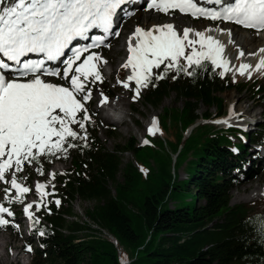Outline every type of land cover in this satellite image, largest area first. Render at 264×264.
Returning <instances> with one entry per match:
<instances>
[{
    "label": "trees",
    "instance_id": "trees-1",
    "mask_svg": "<svg viewBox=\"0 0 264 264\" xmlns=\"http://www.w3.org/2000/svg\"><path fill=\"white\" fill-rule=\"evenodd\" d=\"M219 71L209 64L194 77L182 74L173 80L175 73H171L156 87L145 89L147 104L160 106L173 93L182 102L164 107L162 115L164 131L175 132L176 157L159 150L164 147L161 138L159 148L128 141L110 151L100 141L96 122L88 125L90 147L72 149L67 159H59L70 163L65 174L56 175L59 184L55 185L67 207L49 205L50 213L41 209V224L35 228L29 221L30 233L37 236V264H122L128 259L122 260L119 246L133 253L129 264H264V235L255 230V222L248 223L250 218L264 217V199L231 204L232 191L241 182L239 172L251 173L257 163L243 169L247 145L235 142L230 134L238 129L197 123L224 115L226 105L219 93L231 89L254 90L264 113V79L235 83L227 76L221 78ZM201 104L216 108V114L200 115ZM190 129L186 136L183 131ZM252 132L247 134L251 143L263 141L264 115ZM123 152H134L141 164H148L150 173L145 175L133 163L123 166ZM55 160L43 161L44 169ZM184 162L188 176L182 180L178 168ZM31 167L26 165L21 175L32 176ZM76 198L95 201L87 215L117 245L96 235L90 223L72 219ZM2 203L11 210L15 207V203ZM41 227L44 237L37 231Z\"/></svg>",
    "mask_w": 264,
    "mask_h": 264
},
{
    "label": "snow or ice",
    "instance_id": "snow-or-ice-1",
    "mask_svg": "<svg viewBox=\"0 0 264 264\" xmlns=\"http://www.w3.org/2000/svg\"><path fill=\"white\" fill-rule=\"evenodd\" d=\"M139 2L0 0V182L8 185L3 188V199L9 204H22L32 228L41 224L36 212L45 208L50 213V203L57 207L61 204L52 183L58 173L49 171L46 182L37 181L35 191L39 199L28 203H25L26 194L32 189L26 186L27 177L21 174L27 165L35 166L36 173L44 176L43 161L67 159L70 150L83 151L90 147L88 125L94 121L86 105L92 99L93 86L104 82L101 69L108 63L97 50L111 47L107 39L120 35L119 30L113 32L118 13L122 12L124 17L134 15V11L124 6ZM143 10L165 15L178 10L194 19L232 22L255 30L258 35L264 32V0H146ZM93 30L103 35H90ZM212 31V28L200 31L192 27L179 31L173 23L155 24L147 29L137 25L127 38L128 56L121 65L130 69V74L124 80L117 78V83L129 89L130 82H134L135 101L141 89L156 87V82L171 73H175L171 76L173 80L182 74L194 77L198 70L207 69L210 64L213 71L222 69L218 75L223 78L233 67L225 54V43L207 34ZM219 31L227 34L229 44L235 43L231 29ZM76 41L90 42L74 45ZM32 55L37 58H30ZM245 55L238 49L237 59ZM247 56L256 57L257 63L242 62L235 71L249 79L250 70L264 74V46ZM49 62L60 66H49ZM99 95V105L109 103L103 91ZM240 115L230 106L228 116L213 123L231 126L230 120L239 119ZM157 125V118L153 117L148 128L150 135L159 131ZM143 143L150 141L145 139ZM13 189L15 195L10 196ZM5 214L15 215L0 203V227L19 228ZM253 222L255 230L264 235V217L248 221ZM37 231L41 237L46 235L43 227ZM26 250L31 252V246Z\"/></svg>",
    "mask_w": 264,
    "mask_h": 264
},
{
    "label": "rangeland",
    "instance_id": "rangeland-1",
    "mask_svg": "<svg viewBox=\"0 0 264 264\" xmlns=\"http://www.w3.org/2000/svg\"><path fill=\"white\" fill-rule=\"evenodd\" d=\"M146 1V0H145ZM145 7V6H144ZM142 8L141 12L135 13L127 17L123 24H126L127 32L124 33V38L117 39L114 38L109 44L111 47H102L99 51L102 56L108 61L106 65L102 66V73L105 77L103 83H97V85L93 86V96L92 99L87 103L86 107L89 109V113L92 114V119L98 125L99 130V138L103 145L106 146L107 149L113 151L117 145L123 146L125 143L130 141L132 144L137 145H145L143 141L145 139L149 140L150 143L146 145L156 146L159 148L157 141L158 138H161L164 142V147H160V151L163 153L166 151L171 154L172 157H176V150L173 149V146L176 143V135L174 131H168L167 133L164 131L162 126V115L164 114V107H172V106H180L182 102L178 99L175 93H173L170 97L166 98L163 104L160 106H153L151 104H147L144 101L143 96L145 95V89H141V94L138 99L135 101L132 99L133 96V88L135 87L134 82H130V88L125 89L122 85L117 83V78L120 80L126 79V77L130 74V69H124L121 65L126 61L128 53H127V38L134 31L137 25L144 27L145 29L150 28L155 24L162 23H173L179 31H182L184 27H192L196 30L203 31L206 28L216 29H231L232 34L239 31L241 34L246 35L249 38H259L261 35H264V32H261L259 35L256 33H251L241 27H233L231 25H225L217 23L214 25L209 20L205 18L194 19L188 14H181L175 11L172 15H165L162 13H157L156 11H144ZM131 11V10H129ZM133 11V10H132ZM123 25V26H124ZM236 28V29H235ZM209 34V33H207ZM257 44V43H255ZM255 44L249 46V50H253L256 48ZM123 48V52L120 53L116 50V48ZM229 47V55L232 58H236L235 65L239 66L242 62V57L237 59L238 46L227 45L226 49ZM111 58V59H110ZM257 63V58L254 60V65ZM222 71V69H221ZM252 77L249 79L245 76H233L231 73H226L225 76L229 77L235 83H240L242 81L250 80V81H259L264 79V74L261 72H257L252 70ZM59 82V81H56ZM106 88L110 89L112 92V97L109 98L110 103L113 104L115 100L119 97H124L127 105L125 107V114L123 118V123H118L116 120H110L106 117L109 113L114 114L112 112H107L104 110L103 106L99 105L100 100V91H103L104 94L107 92ZM223 98V101L226 105V112L224 115L216 117L212 120H203L200 119L197 123H203L207 125H219L221 128H224L223 124L213 123L214 120L223 119L228 116L229 107L234 106V110L236 113H240L239 119L230 120V125H232L235 129H238L239 132H231V137L235 142L242 140L247 145V162L243 167L244 170L248 169L252 163L255 161L257 165H255L254 170L251 173L239 172L241 182L240 184L232 191V199L231 204H238L242 202H255L261 199H264V148L259 150L255 147L253 143L247 139V134L253 133L252 131L258 130L260 126V122H262L263 118V109L260 106L259 101L257 100L258 96H255L254 90L247 89L243 92L237 91L235 89L227 90L219 93ZM208 111L209 114H216V108L208 109L204 105H200L198 113L201 115L204 112ZM153 117L158 118L159 120V131L155 133V135H150L148 132V128L151 125V120ZM187 136L188 133L183 131ZM234 134V135H233ZM120 156L123 161V166L129 163L135 164L136 167L141 169L143 173L146 175L150 173V167L148 164H141L137 159V156L134 152H123L120 153ZM70 163L65 162L63 160H55L47 169H45V175L40 176L35 171V166L31 167V175L23 174L22 176L27 177L25 181L26 186L30 187L32 190L26 194L25 203L37 201L39 199L38 195L35 191V183L37 181L46 182L48 179V172H56L63 173L67 167H69ZM186 162L182 164L181 167L178 168V175L180 179H186L188 176V172L186 169ZM152 168L154 170L157 169V163L152 162ZM47 177V178H46ZM122 172L119 175V180H122ZM55 185L59 184V181L55 177L52 181ZM3 182H0V203H2L3 199V188L7 187ZM48 191H51L49 188ZM56 198H59L61 204L58 208H66L67 204L63 205L62 202V192L59 188L55 186ZM10 196L15 195V190L13 189L10 193ZM47 199L53 200V197H48ZM95 201H85L80 198H76L72 202L73 213L72 219L80 220L83 222H88L91 224L92 228H94V233L99 236L109 238V233L106 230L100 229L96 224H94L91 219H89L87 215V210H91L94 206ZM49 205H55V203H50ZM48 205V206H49ZM172 205V204H171ZM57 207V206H56ZM49 208V207H48ZM45 209V208H41ZM35 210V206L33 208ZM15 213L14 217H7L6 219L14 220L15 224L19 225V228H14L11 225L6 227H0V264H9L10 258L18 255V260L14 264H37L36 263V247H37V236L30 233L29 231V221L28 218L23 213V205L19 203H15V207L12 209ZM36 216L41 218L40 214L36 212ZM31 246L32 251H27V247ZM122 253V260L126 261L128 264L133 258V253L128 248L124 246L118 247V254ZM125 258V259H124ZM123 261V262H125ZM125 264V263H124Z\"/></svg>",
    "mask_w": 264,
    "mask_h": 264
},
{
    "label": "bare ground",
    "instance_id": "bare-ground-1",
    "mask_svg": "<svg viewBox=\"0 0 264 264\" xmlns=\"http://www.w3.org/2000/svg\"><path fill=\"white\" fill-rule=\"evenodd\" d=\"M145 3L144 2H141L140 4H139V6L138 7H141V6H143ZM142 11V9H138L137 11H135V13H138V12H141ZM151 11H153V10H150L149 12H151ZM121 18H124V20L127 18V17H123V16H121ZM123 20V21H124ZM208 20V19H207ZM210 21V20H209ZM122 22V21H121ZM211 23H213L214 21H210ZM219 24H222L223 26H225V25H231V26H233V27H238V25H235L234 23H232V22H223V21H220V22H218ZM239 27H241V28H243L242 26H239ZM235 28V29H236ZM243 29H245V28H243ZM245 30H247V31H250L251 33H254V34H256V31L255 30H249V29H245ZM127 32V27H126V24L124 25V30L120 33V35H119V37L117 38V39H122V38H124V33H126ZM233 31V30H232ZM209 34H211V35H213V36H215L216 38H218V39H220L222 42H224L225 43V45H226V47H227V45L229 44L228 43V40H229V37L227 36V34L225 33V34H221V32L219 31V29H216V30H213L211 33H209ZM232 39L234 40V44H230V48H231V46H238V47H240V50H243L245 53H246V55H245V57H242L243 59H242V62H247V63H250V64H252V65H254V60L256 59V57H249V56H247V53H251V52H256L261 46H264V35H261L259 38H249V37H247L246 35L244 36V34H241L239 31H237V32H235V33H233V35H232ZM113 41V40H112ZM255 43H257V44H255ZM253 44H255V46H256V48L255 49H253V50H249V46H251V45H253ZM116 50L118 51V52H120V53H122L123 52V48L122 47H120V48H116ZM128 53V52H127ZM225 54H226V56H227V58H229L230 59V61H231V64H230V67H233V71H231V72H228V73H231L233 76H238L239 75V73L238 72H236L235 71V68L236 67H239V66H236L234 63H235V61H236V58H232L230 55H229V47L227 48V49H225ZM111 59V58H110ZM241 62V63H242ZM250 71H252V70H250ZM247 76V75H246ZM111 106V107H115L114 109L115 110H119V109H121L120 111L121 112H123V110H125V107H126V105H127V102L125 101V98L124 97H119V98H117L116 100H115V102L113 103V104H111V103H108V104H106V106ZM103 108H104V110H106V107H104L103 106ZM235 111V110H234ZM220 118V117H219ZM105 119H106V117H105ZM109 119V118H108ZM118 123H123L124 121H123V119H120V120H118L117 121ZM109 239L110 240H112V241H114L116 244H117V241H116V239L112 236V235H110L109 234ZM18 260V255L17 256H14V257H12V258H10V261H9V264H14L16 261ZM18 264H20L19 262H18Z\"/></svg>",
    "mask_w": 264,
    "mask_h": 264
},
{
    "label": "water",
    "instance_id": "water-1",
    "mask_svg": "<svg viewBox=\"0 0 264 264\" xmlns=\"http://www.w3.org/2000/svg\"><path fill=\"white\" fill-rule=\"evenodd\" d=\"M190 132H191V129H190V131L188 132V135L190 134ZM129 264V263H128Z\"/></svg>",
    "mask_w": 264,
    "mask_h": 264
}]
</instances>
